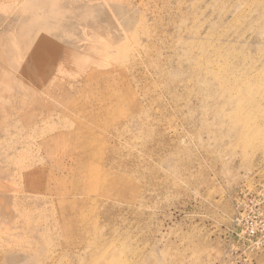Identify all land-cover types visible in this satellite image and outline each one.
<instances>
[{
  "label": "rangeland",
  "instance_id": "1",
  "mask_svg": "<svg viewBox=\"0 0 264 264\" xmlns=\"http://www.w3.org/2000/svg\"><path fill=\"white\" fill-rule=\"evenodd\" d=\"M0 264H264V0H0Z\"/></svg>",
  "mask_w": 264,
  "mask_h": 264
},
{
  "label": "bare ground",
  "instance_id": "2",
  "mask_svg": "<svg viewBox=\"0 0 264 264\" xmlns=\"http://www.w3.org/2000/svg\"><path fill=\"white\" fill-rule=\"evenodd\" d=\"M115 180V179H114ZM117 180V179H116ZM99 252V251H98Z\"/></svg>",
  "mask_w": 264,
  "mask_h": 264
}]
</instances>
